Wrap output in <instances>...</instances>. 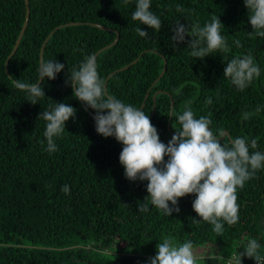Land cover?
<instances>
[{
	"label": "trees",
	"instance_id": "trees-1",
	"mask_svg": "<svg viewBox=\"0 0 264 264\" xmlns=\"http://www.w3.org/2000/svg\"><path fill=\"white\" fill-rule=\"evenodd\" d=\"M29 3L30 20L10 60L9 77L6 61L26 21L27 5L26 0H0V264H147L165 237L191 240L194 247L215 246L216 254L199 264H227L229 257L243 251L242 242L251 238L258 240L259 255L264 257V170L238 189L240 219L225 224L222 235L207 222L193 221L202 220L192 208L194 194L180 198L181 211L172 216L163 215L150 202V211L141 213L148 182L125 177L119 162L123 145L96 132L90 115L95 110L84 108L66 83L71 69L86 55L96 54L119 35L118 43L97 57L99 72L106 82L111 73L139 58L110 77L107 90L142 108L162 142L167 144L179 129L171 112L182 114L190 106L197 118L212 120L214 132L227 131L224 139L242 136L249 143L255 139L257 148L250 151H264V111H256L264 105V38L251 34L243 0H152L151 10L162 20L158 32L131 19L134 0L128 4L123 0ZM177 4L182 12L176 11ZM212 17L223 23L221 31L230 52L199 59L189 55L187 43L174 45L172 29L178 20L193 29ZM71 22L81 24L56 31L44 51V60L56 59L65 69L55 80H43L40 86L46 97L32 104L13 81L39 82L37 68L45 40L57 27ZM138 26L149 36H138ZM249 51L262 74L239 91L224 78V68L228 60ZM165 60L167 71L155 84ZM208 97L212 104L206 102ZM55 102L77 111L56 141L59 150L49 154L41 147L42 141L46 145L45 121L39 116ZM65 184L70 186L69 194L61 191ZM243 264L257 262L244 256Z\"/></svg>",
	"mask_w": 264,
	"mask_h": 264
},
{
	"label": "clouds",
	"instance_id": "clouds-1",
	"mask_svg": "<svg viewBox=\"0 0 264 264\" xmlns=\"http://www.w3.org/2000/svg\"><path fill=\"white\" fill-rule=\"evenodd\" d=\"M134 2L131 19L160 31L162 20L151 10L152 0ZM243 2L253 29L251 34L264 38V0ZM123 3L128 4L129 0H123ZM176 11H183L180 4L176 5ZM223 26L219 17H212L203 26L197 23L193 29L178 20L172 29L171 40L174 45L187 43L189 55L193 58L203 59L214 52L227 54L231 49L222 34ZM136 33L140 37L149 36V32L139 26ZM189 36L191 39L187 40ZM233 43L241 46L239 40ZM64 69L65 64L56 59L43 60L37 68L38 80H55ZM261 74L262 70L250 51L231 58L224 68V78L239 91L248 88ZM66 83L73 89L76 99L95 110L96 132L105 138L114 137L123 145L119 162L125 170V177L133 182H148V196L145 203L139 205V212H149L150 202L163 215L172 216L181 211L180 198L194 194L192 208L202 218H193L194 222L211 224L218 235H222L225 224L238 223V189H242L258 171L264 170V151H250L257 148L255 139L250 143L242 136L222 139L224 134L212 130L209 117L201 115L197 118L188 106L182 114L172 112L179 129L165 144L142 108L109 94L95 53L86 55L77 67L71 69ZM13 84L32 104L46 97L39 83L16 79ZM206 102L212 104V98L208 97ZM76 111L69 104L55 102L40 114L39 119L45 121L43 136L46 145L43 141L41 143L44 151L52 154L59 150L56 141L63 137L66 122L75 118ZM256 111H264V105H258ZM244 118H248L247 112ZM61 191L69 194L70 186L63 185ZM260 248L256 238L248 239L242 242L243 251L229 257L227 264H243L244 256L254 258L257 264H264V257L259 255ZM202 259L205 257L196 254L191 240L177 242L165 237L157 245V254L150 257L147 264H199Z\"/></svg>",
	"mask_w": 264,
	"mask_h": 264
},
{
	"label": "water",
	"instance_id": "water-1",
	"mask_svg": "<svg viewBox=\"0 0 264 264\" xmlns=\"http://www.w3.org/2000/svg\"><path fill=\"white\" fill-rule=\"evenodd\" d=\"M26 5H27V17H26V21H25L24 26H23V28H22V31H21V33H20V35H19V37H18V39H17V41H16V44H15V46H14V49H13L11 55L9 56V58H8L7 61H6V72H7V75H8L9 77H10V73H9V63H10V60H11V58L15 55V53L17 52L18 47H19V45H20V43H21V40H22V38H23L24 32H25V30H26V28H27V26H28L29 20H30L31 11H30V6H29V5H30L29 0H26ZM80 24H81V23L71 22V23H67V24H65V25H61V26L57 27L54 31H52L51 34L47 37V39L45 40V42H44V44H43V46H42V49H41V55H40L41 61L44 60V51H45L46 45H47L48 41L50 40V38L55 34L56 31L62 29L63 27H70V26H75V25H80ZM91 25H93L94 27L100 28V29H102V30H105V31H112V30L108 29L107 27H104V26L99 25V24H91ZM118 41H119V35H118V37L116 38V40H115L112 44H110V45H108V46H106V47L100 49V50L96 53V56L98 57L101 53H103V52L106 51L107 49H110V48H112L113 46H115V45L118 43ZM138 61H139V58H137L136 60H134V61H133L132 63H130L129 65H127V66H125V67H123V68H121V69H119V70H116L115 72L111 73V75L108 77V79H107V81H106V88H107V86H108V80L110 79V77H112L113 75H115V74H117V73H119V72H122V71H125V70L129 69L131 66L135 65ZM166 71H167V61L165 60V66H164V69H163L161 75L159 76V78L156 80L155 84H156L157 82L160 81V79L164 76V74L166 73ZM42 82H43V80H42V81H39V82H38L39 85H41ZM154 99H155V96H154ZM81 102H82V101H81ZM82 105L84 106V108H86L84 102H82ZM144 106H145V104L143 105V107H144ZM173 106H174V101H173V99H172V108H173ZM153 113H154V112H153ZM153 113H152V116H153ZM171 114H172V112H171ZM90 115H91L92 117H94L95 114H93V113L90 112ZM168 127H169V129H170V124H169ZM223 134H224V135H223L222 139H224V138L226 137L227 131H224Z\"/></svg>",
	"mask_w": 264,
	"mask_h": 264
},
{
	"label": "rangeland",
	"instance_id": "rangeland-1",
	"mask_svg": "<svg viewBox=\"0 0 264 264\" xmlns=\"http://www.w3.org/2000/svg\"><path fill=\"white\" fill-rule=\"evenodd\" d=\"M115 249H117L119 247V244L117 243L115 245ZM196 250V254L198 256H204L205 258H208L209 256H214L216 254V249L215 246L211 245V244H207V245H203V246H199V247H194ZM130 250V249H129Z\"/></svg>",
	"mask_w": 264,
	"mask_h": 264
},
{
	"label": "built area",
	"instance_id": "built-area-1",
	"mask_svg": "<svg viewBox=\"0 0 264 264\" xmlns=\"http://www.w3.org/2000/svg\"><path fill=\"white\" fill-rule=\"evenodd\" d=\"M227 261V260H226Z\"/></svg>",
	"mask_w": 264,
	"mask_h": 264
}]
</instances>
